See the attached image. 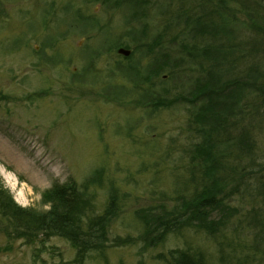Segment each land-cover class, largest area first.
I'll use <instances>...</instances> for the list:
<instances>
[{"label": "rangeland", "instance_id": "374dc122", "mask_svg": "<svg viewBox=\"0 0 264 264\" xmlns=\"http://www.w3.org/2000/svg\"><path fill=\"white\" fill-rule=\"evenodd\" d=\"M193 1L0 0V183L19 206L46 209V189L82 183L102 169L93 214L102 213L111 192L120 199L111 241L82 264H170L158 256L174 249L200 250L209 264H264L263 197L244 192L240 176L224 190L225 203L235 210L217 240L195 228L156 247L141 240V213L173 210L201 188L190 170L201 141L193 122L200 101L189 100L212 64L197 63L189 48L209 41L194 40V17L177 16ZM234 20L239 44L247 16L237 13ZM225 76L231 78L227 71ZM259 119L253 121L259 122L256 160L264 175V115ZM255 181L249 188L254 194ZM251 211L262 213L257 227L246 218ZM13 231L0 211V264H81L64 237L28 241ZM129 236L135 244L112 243ZM222 240L232 263L221 260Z\"/></svg>", "mask_w": 264, "mask_h": 264}, {"label": "trees", "instance_id": "16d2710c", "mask_svg": "<svg viewBox=\"0 0 264 264\" xmlns=\"http://www.w3.org/2000/svg\"><path fill=\"white\" fill-rule=\"evenodd\" d=\"M212 3L213 0H194L192 6L179 9L177 15L182 14L187 20L194 17V40L209 41L204 47L194 43L189 48L197 63L205 59L212 64L198 80L189 100L200 101L193 122L201 141L194 146L190 170L201 188L191 198H182L173 210L162 207L153 215L141 213V240L147 247H156L185 228H195L217 240L234 215L235 209L224 201L228 196L224 190L237 176L243 180V191L253 198L262 195L264 201V175L256 160L254 133L259 126V122L254 124L255 116L259 121V116L264 115V0H218L217 6ZM241 12L246 14L247 22L241 24L242 43L236 44L232 29L236 14ZM200 48L204 51L199 52ZM236 66L241 67L240 73L234 72ZM226 71L231 75L227 80ZM102 174V169H98L82 183H55L42 192L41 202L46 209L19 206L0 183V211L18 237L28 241L40 236L66 238L76 250V261L82 264L89 252L100 250L111 241V224L122 211L117 192H111L102 213L93 214V189L101 184ZM251 180L257 183L255 194L249 190L255 188ZM234 189L239 191L240 185ZM261 216L262 213L251 211L246 218L257 227ZM135 241L129 236L118 237L112 243L132 245ZM218 246L221 260L232 263L234 259L224 252V241ZM158 258L170 264H209L200 250L174 249Z\"/></svg>", "mask_w": 264, "mask_h": 264}, {"label": "bare ground", "instance_id": "6f19581e", "mask_svg": "<svg viewBox=\"0 0 264 264\" xmlns=\"http://www.w3.org/2000/svg\"><path fill=\"white\" fill-rule=\"evenodd\" d=\"M1 149H3L4 153L11 159L13 160L14 162H17L19 164V166L23 167V168H29L28 165L26 163H22L21 162V159L17 158L15 153L10 150V149H7L5 147H2ZM19 161V162H18ZM22 164V165H21Z\"/></svg>", "mask_w": 264, "mask_h": 264}, {"label": "water", "instance_id": "95a60500", "mask_svg": "<svg viewBox=\"0 0 264 264\" xmlns=\"http://www.w3.org/2000/svg\"><path fill=\"white\" fill-rule=\"evenodd\" d=\"M119 53H122L123 55H129L130 54V51L129 50H126V49H124V48H121V49H119Z\"/></svg>", "mask_w": 264, "mask_h": 264}]
</instances>
